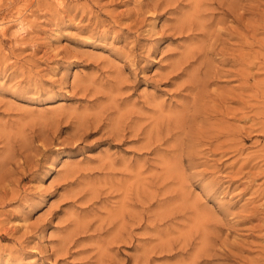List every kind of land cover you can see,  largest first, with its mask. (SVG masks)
I'll use <instances>...</instances> for the list:
<instances>
[{
    "label": "rangeland",
    "instance_id": "obj_1",
    "mask_svg": "<svg viewBox=\"0 0 264 264\" xmlns=\"http://www.w3.org/2000/svg\"><path fill=\"white\" fill-rule=\"evenodd\" d=\"M0 25V264H264V0Z\"/></svg>",
    "mask_w": 264,
    "mask_h": 264
},
{
    "label": "bare ground",
    "instance_id": "obj_2",
    "mask_svg": "<svg viewBox=\"0 0 264 264\" xmlns=\"http://www.w3.org/2000/svg\"><path fill=\"white\" fill-rule=\"evenodd\" d=\"M1 26V25H0ZM205 27V26H204ZM2 28V27H1ZM0 28V29H1ZM19 30H21V31H23L24 30V25L22 24V22H21V24L19 25V28H18ZM111 134V133H110ZM113 137H114V135H113Z\"/></svg>",
    "mask_w": 264,
    "mask_h": 264
}]
</instances>
